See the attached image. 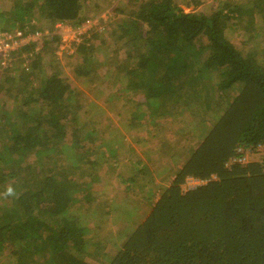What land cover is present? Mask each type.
Segmentation results:
<instances>
[{"label":"trees","instance_id":"1","mask_svg":"<svg viewBox=\"0 0 264 264\" xmlns=\"http://www.w3.org/2000/svg\"><path fill=\"white\" fill-rule=\"evenodd\" d=\"M87 1L13 0L10 11L0 10V19L7 22L0 30L19 28L27 32L25 23L33 12L40 22L32 23L29 32L51 31L56 22L75 28L99 14L83 12ZM133 1L138 3L127 21L110 28L109 38H104L118 45L108 54L109 62L112 58L120 61L118 53L125 55V64L115 69L112 66L111 75L115 78L124 70L130 79L122 90L128 96L143 95L146 110L133 116L135 123L145 124L142 130L151 127L155 130L151 136L158 139L163 131L169 132L173 143L184 136L189 143L180 149L182 158L177 161L178 156L172 154L179 149H168L169 143H164L165 154L176 167L169 174L174 172V176H169L170 183L158 198H153L149 190L145 197L148 210L135 217L131 231L119 246L115 243L109 260L100 261L264 264L263 164L253 159L228 164L232 156H244L243 149L264 143V64L252 53L243 54L224 31L229 13L237 6H220L225 1L208 7L204 0H184V5L179 0ZM99 21L105 22L102 17ZM97 38L93 34L89 45H81L83 60L75 65L78 80H84L90 90L96 85L99 71L106 75L111 68H105L106 57L103 66L98 65L101 58H94L93 52L99 47ZM43 43L49 42L44 38ZM40 57V52L36 53L31 69L39 66ZM130 63L135 66L128 70ZM26 74L25 89L14 95V118L2 109L8 102L4 85L14 79L8 71L0 77V248L16 242L11 252H17V264H92L85 262L87 254L99 263L96 255L105 245L103 241L113 239L102 235L108 234L106 228L122 229V222L113 221L116 216L111 215L120 208L92 191V182L99 181L98 164L107 161V173L118 171L126 191L136 190V186L152 179L150 167L145 164L147 160L141 159L134 168H140L135 175L132 169L122 171L119 165L125 162L120 154L114 155L115 146H107L113 140L104 145L94 143L110 136L108 128L112 124L82 114L75 93L83 91L68 76L52 71L35 81L34 71ZM233 88V96L224 95ZM217 93L221 95L214 99ZM221 98L225 99L224 105L209 117V109H217ZM196 120L212 125L194 144L191 130L177 126ZM87 123L91 124L89 128ZM90 154L98 158L92 160ZM212 175L216 178L207 184L183 189L187 176L205 179ZM9 185L16 195L6 197L3 193ZM100 204L102 212H98ZM96 213L107 217L96 215L94 224L88 226L87 217L91 219ZM91 246L94 249L90 251Z\"/></svg>","mask_w":264,"mask_h":264},{"label":"rangeland","instance_id":"2","mask_svg":"<svg viewBox=\"0 0 264 264\" xmlns=\"http://www.w3.org/2000/svg\"><path fill=\"white\" fill-rule=\"evenodd\" d=\"M179 1L181 5L185 4L183 3L184 0ZM192 1L194 0L190 2ZM220 1H225L222 2L220 6L224 3L230 7V9L237 6L234 12L232 11L229 13L230 19L228 26H226L224 30L226 36L241 52H243V54L252 53L259 62L264 64V0H204V2L207 3L206 7H208L209 4L218 6ZM137 3L133 0H89L83 4V12L90 16L99 13L97 14L99 17L96 15V18H91L75 28L69 23L56 22L53 26L54 29L51 31L48 29H45L43 32L39 30L42 34L40 37H37L36 43L29 48H24L22 46V48L20 47L18 50H10L9 67L0 69L1 78L5 76V71H8L14 79L6 82L4 85L8 97L7 105L9 108H7L6 105L2 108L3 112H8L14 118L16 108L14 95L17 93L20 94V91L25 89L24 80L26 78H23L26 77L28 71H34V75H36L35 81L39 76L44 79L52 71H55L61 76H68L70 81H73L75 86L79 87L80 91H83V93L77 92L75 94L76 97L79 98V104L83 107L81 112L82 114L85 112L86 118L91 117V120L98 119L99 122L105 121V123L112 124L111 126L107 124V126L109 125L108 129H110V136H107L105 139L100 138L94 141V143L104 145L107 140H113L111 144L107 146H115L114 155L120 154L119 158H122L121 161L125 162L119 165L122 171L127 169L131 171L132 169L131 174L135 175V172H138L140 169L137 168V170H134L137 161L141 159L144 161L147 160L145 164L150 167L148 168V173L150 175L152 174L153 178H149V181L146 180L148 182L145 185L140 184V186H136V190L132 191L125 190L126 183L119 179L118 171L111 173L105 171L108 167L107 161L100 162L101 165L98 164L99 166L96 168V171L101 176L98 174L99 181L92 182V191L100 194L102 199L106 198L108 203L112 204V206L115 204L118 209L120 208L118 213H112L111 215L116 216L113 218V221L122 222L120 224H122L123 229L119 230V227L114 226L110 229L106 228L108 234L105 235L104 233L102 236H112L113 239L108 238V240L103 241L105 245L101 247L100 254L96 255L99 261L109 260L110 255L114 252L115 243L119 246L123 237L131 231L133 221H136L135 217L145 214L148 210L149 201H145V197L149 190L153 198H158L165 187H168L170 183L169 176H174V172L171 175L169 174L171 170L176 169V167L175 164L172 163L171 157L166 156V147L172 150L175 148L174 151L176 148L179 149L174 155L172 154V156H178L175 159V161H177L182 158L180 157L181 154H178L180 153V149L185 146V143H189V139L185 137V140L183 138L184 136L177 137L175 143H173L170 139L169 132L164 133L163 131L161 138L158 139V137L151 136L155 131L151 129V127L147 130H142L145 124L135 123L133 116L141 110H146V107L143 106L145 105L143 95L136 94L128 96L126 95V91L122 90L130 79V75L127 76L124 70L122 72L120 71L115 78L111 75L112 66L115 69V67L125 64L122 63L125 59V55H123V53H118L117 59H120L121 62L119 60H114V58L109 62V58L111 57L108 56V54L117 50L116 47L118 45L113 41L106 42V39L109 38L110 35L108 30L119 24L125 23L130 17L131 12L136 8ZM12 6L13 0H0V10L8 12L12 9ZM197 6L199 7L198 4ZM36 16L38 15H35L33 12L32 16H30V20L25 23L26 31L29 32L33 28L31 27L32 23L36 24L40 22L38 18H35ZM101 17L105 22H101L102 20L99 21ZM132 20H135V15H133ZM44 21L48 22L49 20L45 19ZM6 23L5 18L0 19V26H5ZM14 23L19 25L16 21ZM93 34L98 35L97 40L99 42L97 44L99 46L98 49L93 52L94 58H101V60H98V65L100 66H103L104 60L107 58L105 68L108 69L107 65L109 67L111 66V68L106 71V75L100 74L101 72L99 71V78L96 79V85L93 90H90L91 87L87 88V84H85L84 80L82 82L78 80L75 74V65L83 60L84 54L82 53L81 45L84 43L89 45L90 42L94 40L93 38L92 40L90 39ZM105 37L106 39H104ZM44 38L47 39L49 43L44 44ZM124 47H126L125 43H123V50L125 49ZM38 52L41 54V63L33 70L31 69L33 68L31 64L32 61L35 60L36 53ZM95 65L97 66V63ZM134 66L135 65L131 66L130 63L127 68L130 70L133 69ZM11 70L13 71L11 72ZM235 91L236 90L233 88L231 91L225 92L224 95L227 96L229 94L233 96ZM75 94H73V99L77 101ZM6 95L2 93V98H6ZM220 95L221 94L217 93L213 98H219ZM224 103L225 99L221 98L217 103L219 104V107H217L218 110L215 108H208L209 117H214ZM150 111L151 108L149 111H146L144 115V117H146L145 119H148ZM210 125H212L211 122L201 123L200 120H196L193 124L179 123L177 127L183 129L186 127L185 129L191 130V141L196 144L207 133ZM90 126L91 124H86L87 128ZM177 127L176 129H178ZM160 141H162V144ZM166 141L169 144H166V147H164ZM90 155L89 157L92 160L98 158L96 154ZM109 156L107 155V158H109ZM261 157L262 154L260 152H250V159L257 160ZM155 163H157L156 166ZM124 176L126 177L128 175H122L123 178H125ZM146 179H148V177ZM86 181L90 182V179L87 178ZM97 200H100V198H97ZM97 207L98 212L99 210H101V212L104 210L102 204L97 205ZM80 208L81 210L83 209L81 206ZM96 215L100 216L102 219L107 217L102 213H100V215L96 213L91 219L87 217L88 226L91 227L90 223L94 224L93 220L98 218ZM123 223H127L125 227H123ZM115 238L120 241H116ZM16 244V242H8L5 243L3 248H0V264H17V252L16 254L11 252V250H13L12 246ZM93 249L94 246H91L90 251ZM84 259L86 263L104 264L101 261L98 263L90 254L85 255Z\"/></svg>","mask_w":264,"mask_h":264},{"label":"built area","instance_id":"3","mask_svg":"<svg viewBox=\"0 0 264 264\" xmlns=\"http://www.w3.org/2000/svg\"><path fill=\"white\" fill-rule=\"evenodd\" d=\"M41 34L42 32H40L39 30L33 32H24L19 28H16L13 31L0 30V69L9 67L10 50H18V48H22V46L30 44L31 42H36L37 37H40ZM243 150L244 153H246L244 156L234 155L232 156L231 161L228 164L230 165L234 162L243 164L247 163L252 160L249 158L250 152H260L262 154V157L260 159L254 160L261 161L264 168V143L261 142L258 143L256 147L249 146L248 148ZM212 178H216V175H212L211 178L205 179L195 176H187L183 184V186H185L183 187V189L185 191L195 189L200 185L207 184Z\"/></svg>","mask_w":264,"mask_h":264},{"label":"clouds","instance_id":"4","mask_svg":"<svg viewBox=\"0 0 264 264\" xmlns=\"http://www.w3.org/2000/svg\"><path fill=\"white\" fill-rule=\"evenodd\" d=\"M3 195L6 196V197L7 196H14V195H16V193H15L14 188L11 185H9V186L6 187Z\"/></svg>","mask_w":264,"mask_h":264}]
</instances>
